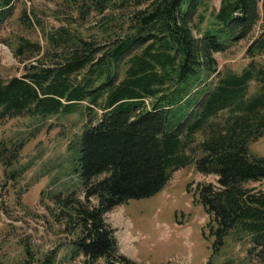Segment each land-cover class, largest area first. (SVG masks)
Returning a JSON list of instances; mask_svg holds the SVG:
<instances>
[{"label":"trees","instance_id":"trees-1","mask_svg":"<svg viewBox=\"0 0 264 264\" xmlns=\"http://www.w3.org/2000/svg\"><path fill=\"white\" fill-rule=\"evenodd\" d=\"M15 1L0 0V33ZM50 1L65 24L47 29L23 10L21 27L39 28L46 46L20 36L14 55L24 76L0 79V120L79 114L85 198H53L57 231L71 235L70 244L42 251L25 242L14 264H136L119 254L105 215L153 196L194 163L216 178L192 188L210 218L216 253L228 237H247L248 252L264 258V155L250 148L264 137V61L257 60L264 28L240 72H221L215 58L253 35L261 0H221L219 9L214 0ZM19 149L1 142L0 162L12 167Z\"/></svg>","mask_w":264,"mask_h":264},{"label":"rangeland","instance_id":"rangeland-1","mask_svg":"<svg viewBox=\"0 0 264 264\" xmlns=\"http://www.w3.org/2000/svg\"><path fill=\"white\" fill-rule=\"evenodd\" d=\"M214 5L219 9L221 0H214ZM26 8L32 15L38 14L47 29L65 24L63 16L54 15L56 7L50 0L15 1L13 18L0 33L3 81L24 76V64L14 55L20 36L46 46L39 28L21 27L20 16ZM260 15L252 36L215 54L221 72H240L248 64L247 47L264 28V0L260 1ZM92 23L85 28H92ZM257 60L264 61V56ZM83 125L79 114L33 117L24 112L7 114L0 120V143L11 150L20 146L12 167L0 162V264H14L21 258L25 242L42 251L71 243V235L57 231L60 227L54 219L53 198L71 193L81 200L85 198L77 164V142ZM250 148L253 154L264 155V137ZM12 169L22 173L12 179ZM201 182L215 183L216 178L198 173L194 163L174 171L164 188L153 196L130 200L109 211L105 218L115 230L119 254L136 264H264L257 252H248L253 243L247 237H228L225 248L216 253L215 240L207 228L210 218L192 189ZM91 202L94 206L99 203L96 198Z\"/></svg>","mask_w":264,"mask_h":264}]
</instances>
